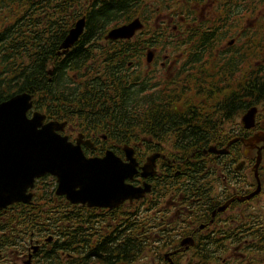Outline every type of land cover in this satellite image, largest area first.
Segmentation results:
<instances>
[{
  "label": "flooded vegetation",
  "instance_id": "flooded-vegetation-1",
  "mask_svg": "<svg viewBox=\"0 0 264 264\" xmlns=\"http://www.w3.org/2000/svg\"><path fill=\"white\" fill-rule=\"evenodd\" d=\"M147 2L152 13L153 3ZM90 4L91 0L85 4V12ZM253 5L258 7L257 18L247 13L245 22L264 24V2ZM219 14L214 10L213 18ZM174 17L157 18V27L168 29L167 34L155 35L150 21V33H142L143 28L125 38L81 34L64 53L59 52L67 35L55 37L61 65L60 76L53 83V115L42 109L33 111L47 114L45 122L65 123L56 133L79 145L87 157L112 152L126 162V150L133 148L137 172L126 183L139 189L145 184L151 187L140 198L91 205L58 194L56 177L40 178L30 190L34 194L31 203L37 198L46 202L49 193V209L14 208L24 203L20 202L0 210V264H264V89L254 97L249 89L250 80L258 79L264 85V48L257 58L246 56L244 66L234 68L228 64L240 51L228 47L236 39L229 37L219 43L211 59L212 109L207 115L199 74L192 79L181 72L192 51L164 48L160 41H170L174 32L184 46L181 16L179 23ZM116 48L122 53L118 58L112 55ZM69 51L80 57L77 68L70 66ZM89 51L86 60L83 53ZM89 65L105 79L112 68L119 76L129 75L134 78L128 84L132 96L165 109L148 115L150 127L156 129L146 137L148 141H127L118 129L89 112L83 98L91 92L87 88L91 86ZM79 68L82 77L77 75ZM63 72L73 78L65 79ZM98 85L105 87L98 90L103 96L96 99L99 104L116 98L114 84ZM225 88L236 89L233 97H225ZM75 96L82 97V103L72 102ZM224 102L235 108L225 113L221 110ZM252 108L253 116L245 121ZM141 133L125 132L133 137ZM154 153L161 154L155 173L145 177L142 166ZM16 214L22 216L19 226L10 217ZM32 221L35 225H30Z\"/></svg>",
  "mask_w": 264,
  "mask_h": 264
},
{
  "label": "trees",
  "instance_id": "trees-1",
  "mask_svg": "<svg viewBox=\"0 0 264 264\" xmlns=\"http://www.w3.org/2000/svg\"><path fill=\"white\" fill-rule=\"evenodd\" d=\"M88 1L0 0V102L15 94L28 92L34 95V108L53 115L51 109L54 97L53 83L60 76L61 65L57 61L59 57L56 54V44L59 41L57 42L55 37H65L76 21L83 16L86 17L83 34L89 36L105 35L111 28L130 22L138 16L147 23L142 33H150L148 29L151 21L155 35L167 34L168 29L157 27V18L175 16V23H179L181 16L179 30L184 29L186 38L184 46L182 42L179 43V39L176 38L177 33L174 32L170 41L164 39L160 41L164 44V48L192 51L181 72H184L185 78L189 76L192 79L195 74H199L204 92L202 97L206 98V102L202 103L205 106L203 113L207 115L211 114L212 109L211 59L219 43L229 37L236 39V44L228 47L240 51V54L232 56L234 61L228 64L234 68L243 67L242 59L246 56L251 60L257 58L259 51L264 48V24L258 20L253 24L245 22L247 13L257 18L255 12L258 11V7L253 3L264 0H149L153 3L152 13L147 6V0H91L90 9L85 12V4ZM214 10L220 12L217 19L213 18ZM90 54V51L85 52L83 56L88 60ZM121 54L119 49L116 48L115 51L112 49L114 58H118ZM66 56L71 60L72 68L79 66L80 57L74 55L73 51H69ZM63 75L65 79L72 77L71 73L63 72ZM77 75L82 77V68L78 69ZM103 76L98 75V71L93 70L89 65L87 78L91 86L87 88L91 89V92L83 97L87 99L85 104L91 108L89 112L95 113L98 119L108 126L118 129L127 141L132 138L148 141L146 137L153 129L156 130L150 127L148 115L152 110L163 113L165 109L153 107L145 98L132 96L128 84L133 79L129 75L119 76L112 68L105 74L106 79ZM104 82L114 84V90L118 92L116 98L109 103L99 104L96 99L103 96L97 94L98 90L105 87L98 84ZM249 84L251 97L259 96L260 90L264 89V85H259L258 79L250 80ZM235 91L236 89H223L226 98L233 97L231 93ZM81 98L77 99L75 96L71 101L82 103ZM226 104V102L221 103V110L225 109V113L235 108L233 104ZM189 113L194 115V110H190ZM194 129L195 127L192 126V130ZM130 130H140L142 133L136 137L126 135L125 132ZM156 139L162 140L160 137ZM47 189L50 191L51 185ZM46 196V202H43V198H37L34 203H23L15 205L14 208L49 209L51 195L47 193ZM10 217L15 226L20 225L18 220L22 216L16 214ZM31 217L35 219L36 214ZM30 225L35 223L32 221Z\"/></svg>",
  "mask_w": 264,
  "mask_h": 264
},
{
  "label": "water",
  "instance_id": "water-1",
  "mask_svg": "<svg viewBox=\"0 0 264 264\" xmlns=\"http://www.w3.org/2000/svg\"><path fill=\"white\" fill-rule=\"evenodd\" d=\"M85 26V17L77 20L59 53L67 52L78 41ZM143 26L141 19L136 18L109 30L107 38L130 37ZM33 97L22 92L0 103V210L15 203L32 202L34 194L29 190L34 188L36 180L49 174L57 178V193L67 194L73 202L114 205L150 191V184L139 189L126 183L137 172L133 148L126 150V162L112 152L104 157H87L79 145L56 133L65 123L45 122L47 115L37 110L30 114ZM254 109L245 115V121L253 116ZM160 156L154 153L147 157L142 166L144 171L150 160L145 177L154 175ZM151 166L153 170L146 175Z\"/></svg>",
  "mask_w": 264,
  "mask_h": 264
},
{
  "label": "bare ground",
  "instance_id": "bare-ground-1",
  "mask_svg": "<svg viewBox=\"0 0 264 264\" xmlns=\"http://www.w3.org/2000/svg\"><path fill=\"white\" fill-rule=\"evenodd\" d=\"M255 2V1H254ZM257 3V2H256ZM253 9V8H252ZM256 9V8H255ZM149 54H150V52L148 53V57H149ZM134 79V78H133ZM149 163H150V160L148 161V163L146 164V166H145V168H144V171H143V174L145 173V171H146V168H147V166L149 165ZM145 176V175H144Z\"/></svg>",
  "mask_w": 264,
  "mask_h": 264
},
{
  "label": "rangeland",
  "instance_id": "rangeland-1",
  "mask_svg": "<svg viewBox=\"0 0 264 264\" xmlns=\"http://www.w3.org/2000/svg\"><path fill=\"white\" fill-rule=\"evenodd\" d=\"M150 55V54H149ZM151 56H152V53H151ZM153 170V167L151 166L150 168H149V170L146 172V175H148L149 174V172H151Z\"/></svg>",
  "mask_w": 264,
  "mask_h": 264
}]
</instances>
